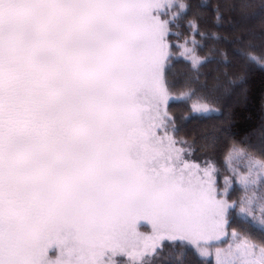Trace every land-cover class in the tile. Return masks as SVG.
Returning a JSON list of instances; mask_svg holds the SVG:
<instances>
[{"label":"snow or ice","instance_id":"obj_1","mask_svg":"<svg viewBox=\"0 0 264 264\" xmlns=\"http://www.w3.org/2000/svg\"><path fill=\"white\" fill-rule=\"evenodd\" d=\"M192 8L189 0H0V264H156L165 242L169 264H186L187 252L176 251L184 241L203 258L201 241L229 235L237 242L217 247L216 264H264V145L228 150L226 165L247 162L239 202H229L228 177L218 186L214 162L176 147L169 102L192 90L173 96L166 73L181 23L203 35L187 19ZM187 44L176 47L194 52ZM184 58L197 73L207 62ZM248 59L264 67L254 53ZM214 111L198 102L183 119ZM237 208V219L250 217L243 232L232 228ZM140 220L151 236L140 237Z\"/></svg>","mask_w":264,"mask_h":264},{"label":"trees","instance_id":"obj_2","mask_svg":"<svg viewBox=\"0 0 264 264\" xmlns=\"http://www.w3.org/2000/svg\"><path fill=\"white\" fill-rule=\"evenodd\" d=\"M189 2L193 8L187 19L196 20L203 35L193 36L186 20L181 23L179 31L182 35L171 38L173 56L166 75L173 96H179L186 88L192 90V95L170 101L169 110L177 120V138L192 145V160L214 162L219 169L218 186L222 190L224 178L228 177L232 183L229 202H239L244 193L238 176L229 170L235 157L227 165L225 157L234 143L247 144L257 152L264 145V67L248 59L250 52L264 59V0ZM217 10L221 16L219 20L216 18ZM185 39L188 40L187 47L194 52L185 53L184 49L176 47V44H184ZM185 55H196L207 62L197 73ZM198 102H206L216 111L205 118L185 121L183 117L191 116L192 105ZM255 208L254 214L259 217V206ZM238 211L237 208L231 214L230 220L232 228L243 232L250 217L237 219ZM232 228H229V233ZM230 239L231 235L225 241ZM226 242L219 244L222 246ZM168 243L156 264H169L167 258L172 250ZM184 246V249L177 247L176 251L187 252L186 264H216L212 250L205 256L210 258H201L194 247ZM216 246L206 245L204 252L208 253L207 248Z\"/></svg>","mask_w":264,"mask_h":264},{"label":"rangeland","instance_id":"obj_3","mask_svg":"<svg viewBox=\"0 0 264 264\" xmlns=\"http://www.w3.org/2000/svg\"><path fill=\"white\" fill-rule=\"evenodd\" d=\"M154 14H158L160 15L161 19H164V15H163V11L159 12V13H154ZM174 138L178 141V143L176 144V147L177 148H184V149H187L188 147H192L191 143H188L187 142V145H183L181 143H179V139L177 138L176 134L174 136ZM192 150V148H191ZM191 160H192V155H191ZM194 161V160H193ZM196 162V161H195ZM196 163H199V164H203L201 162H196ZM232 169L235 170L236 173H238V182H239V179L241 176L243 175H246L247 174V162L241 158H237L235 157L234 159V163H233V166H232ZM251 178H255L254 176L250 177ZM136 231L139 233L140 237L141 238H146L148 236H151L153 234V231H152V225L147 221V220H140L137 222V227H136ZM227 239V236L225 237H222L220 240H213V241H208V242H204V241H201V250H205V247L206 245H217L216 247H213V248H207L206 250L208 251L209 255L211 253V250L213 252V257H214V261L216 263V260H215V253H216V250H217V247H220V248H226L228 243H233L235 244L237 241H236V238L232 237V239H230V241L226 242L225 240ZM222 242H226L225 244H223L222 246H220L219 243H222ZM168 243V242H167ZM166 244V242H165ZM183 244H186L188 246H191V247H194L195 250H196V247L195 245L191 244L190 242L188 241H184ZM197 251V250H196ZM211 257V256H210ZM210 257H205V258H210ZM116 260H127L128 258L127 257H120V256H117L115 257Z\"/></svg>","mask_w":264,"mask_h":264}]
</instances>
